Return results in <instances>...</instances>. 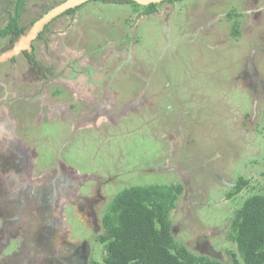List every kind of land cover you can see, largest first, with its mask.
<instances>
[{
  "label": "rangeland",
  "instance_id": "rangeland-1",
  "mask_svg": "<svg viewBox=\"0 0 264 264\" xmlns=\"http://www.w3.org/2000/svg\"><path fill=\"white\" fill-rule=\"evenodd\" d=\"M17 1L0 0V29L4 27L7 14L14 13ZM63 1L24 0L18 23L27 26L44 11ZM249 1L175 0L169 3L170 0H162L157 3L156 13L149 17L140 15L138 9L135 10L127 4L88 0L78 6L74 15L57 16L49 20L44 28L47 31L52 30V34L45 33V36L49 37L45 51L49 54L52 52L48 51H55V45L59 51L57 41L67 34L65 33L67 28L71 27L70 31L74 34L75 24L80 30L83 27L86 31V34L84 31L81 34L83 37L79 38L81 42L78 43V47L75 45L69 46L66 50L60 49L62 53L65 52L61 56L64 65L67 61V64H70L75 60L73 56L81 53L83 49L87 57L90 54L94 57L99 51L98 47L105 41H110L107 56L112 61L120 58L113 55V52H117V48L114 47L119 45L120 50L125 48V42L128 43L132 39H135L134 42L138 41L133 47L134 56L131 62L136 72L139 71L136 54L143 57L147 56L146 54L153 56L146 69V71L152 69L150 74L152 87L149 86L146 96L151 95L150 100L155 103L154 108L150 113H144L141 119L132 115L130 123L121 120L120 131L110 126L106 133L103 130L94 132L93 140L85 144L81 142L83 141L81 138L73 139L83 144L78 148H85L83 156H87L90 161L86 160L87 163L76 164L73 167L82 171L81 168L85 166L91 171L93 168L99 169V164L109 163L111 169L105 168L106 173L102 172L99 180L109 179L103 183V188L106 189L108 198L112 196L111 199L127 186L155 183H174L183 186L186 183L187 188L181 192L170 215L172 226L177 228L183 225L182 229L179 228L178 233L176 232L177 235L174 234V238L176 242L183 243L195 253L224 262L231 259L229 252H234L238 256L236 245L226 236L236 208L247 196L254 193L264 194V99L257 94L256 110L252 117L253 96L249 93L248 87L243 85L245 79L239 76L241 71L245 70L242 63L246 61L252 45L262 48L258 52H253V65L258 77L264 75V16L260 23H254L253 31L250 33L246 32L249 23L244 14H241L243 23L240 26L238 22L237 32L232 33L231 24L233 12H241L248 6ZM212 12L219 14L220 20L210 30L197 31L196 25L201 26L202 23L208 22ZM164 14L169 19H175L179 31L184 28L182 42L177 45L175 41L180 36L179 32L178 37L174 34L173 38L166 42L159 30L158 21L161 22L165 18ZM92 29L95 31L92 32ZM104 29L108 31V38L102 40L100 35ZM128 31L132 32L131 36H128ZM195 33L198 37L192 40ZM258 33L260 38L257 36ZM90 35L98 37L96 41L99 43L95 41L91 43ZM1 41L0 50L5 48L3 46L5 39ZM119 42L123 44H117ZM89 45L95 47L96 53L94 51L88 54L89 50L86 47ZM98 54L101 55L97 53L96 56ZM115 85L116 83H113L112 87ZM123 87L119 84L116 86L122 99L128 93L126 87L125 89ZM169 98L177 100L174 104L178 101L181 103L173 112L183 111L190 114L187 123L183 122L190 129L189 140L182 138L180 134L174 138L176 140H172L168 135L169 130L161 124L162 120L166 119L162 116L164 112L169 111L171 116L175 115L168 108L172 104ZM27 103L17 101L13 106L24 107L28 105ZM131 103L135 102L130 99L126 102L127 105ZM190 119L191 123L188 122ZM99 121V126L104 129L106 122L102 118ZM182 126L184 127L183 124ZM92 133L88 132L90 135ZM182 140L184 141L180 146ZM48 156L47 150H44L42 158ZM169 157L174 158L169 161ZM177 159L185 161L188 159V162L179 163ZM197 166L202 168L203 172L197 171ZM211 168L216 170V173L223 174L229 183H236L241 177L247 180V185L242 186L236 195L227 198L226 193L233 187L212 177L209 172ZM175 171L179 173L180 181L176 180L178 177ZM86 176L88 177L80 180L75 187L73 193L75 198L84 193L83 187L86 190L90 188L89 185L94 184L92 174ZM188 185L192 187L193 193ZM191 196L199 202L193 205L191 202L188 203ZM205 196L209 201L204 205ZM69 204H75V200ZM186 208L188 211L184 213L183 209ZM65 211L69 212L67 209ZM190 219L193 222L191 225ZM75 222L76 220L73 223L64 221L63 233L69 241L76 240L80 234L83 236L84 233H88L87 229L81 231L82 225ZM218 224V235L203 241L202 233L207 227ZM90 243L93 244V241ZM90 254L99 259L103 251L95 245L91 247Z\"/></svg>",
  "mask_w": 264,
  "mask_h": 264
},
{
  "label": "flooded vegetation",
  "instance_id": "flooded-vegetation-1",
  "mask_svg": "<svg viewBox=\"0 0 264 264\" xmlns=\"http://www.w3.org/2000/svg\"><path fill=\"white\" fill-rule=\"evenodd\" d=\"M171 1L174 2L175 0ZM171 1L169 3H172ZM23 2L24 0L22 6ZM56 6H52L51 9ZM49 10L44 11L42 15L31 22L34 21V24ZM76 10L72 13H65L66 10H64L52 19L62 14H67L64 16L74 15ZM234 12L231 16L232 26L234 22H239L241 26L243 23L241 14H244L249 23L246 32L250 33L253 31L254 23H260L262 16H264V0H250L248 6L241 12ZM154 13L156 11L149 14V17H152ZM7 15L4 27L0 29V42L5 39V43L3 42L5 48L2 46L4 49L0 50L1 53L8 50L6 48L14 36L12 31L9 33L4 32L14 13ZM210 16L208 22L202 23L201 26L196 25L197 31L200 29L210 30L220 20L219 14L212 12ZM19 18L20 15L18 20ZM158 23L159 30L166 42H169L174 34L177 36L178 32L180 36H177L178 39L175 41V45L182 42L181 37L185 34V31L183 27L182 30H178L175 19H169L165 15V18L161 22L158 21ZM29 24L27 25L29 27H27L18 23V26L26 27V30L17 36L10 48L23 35L28 34L33 25ZM73 26L75 35L69 27L65 30L67 34L57 41L59 42V51L57 45H55V51H48L52 53L49 54L45 51L49 43V37L45 36V33L52 34V30L47 31L44 29L46 27L45 23L18 53L0 62V264L101 263L100 258L95 259L91 256L90 250L92 246H101L100 236L108 235V231L103 227L102 215L112 200V196L108 198L106 189L103 188V183L109 179L104 181L100 179V181L99 178L102 172L106 173V169H111V167L108 166L109 163H102L99 164V169L93 168L91 171L85 166L81 168L82 171L74 168L73 165L87 163L88 158L85 155L83 156L85 148H78L83 144L73 139L81 138L83 140L81 142L85 144L93 140L94 132H102L103 130L106 133L110 126L120 131L121 120L130 123L132 115L141 119L144 113H150L155 106L152 99L150 100L151 95L146 96L147 89L152 87L150 86L152 69L150 68L149 71H146V69L149 67V61L153 56L146 54L147 56L143 57L136 54V64L139 67L137 72L131 65L134 56L133 47L138 43L137 40V42H134L135 39L129 40L128 43L125 42V48L120 50H118L119 45H114L117 52H113V55L120 56L118 60L112 61L109 59L107 52L110 51L111 44L108 45L110 41H105L102 46L98 47L99 51L97 53L101 55L96 56L95 47L89 45L86 47L89 50L88 54L95 51L96 55L94 57L91 54L87 57L83 49L81 53L73 56L75 60L70 64H67V61L64 65L61 56L65 52L62 53L60 49L66 50L69 46L74 47L75 45L78 47V43L81 42L79 38L83 37L81 34H83L84 28L82 27L80 30L78 25L74 24ZM53 31L55 30L53 29ZM91 31L95 30L92 29ZM107 32V29L101 31L100 38L102 40L108 38ZM84 33L86 34V31ZM131 35L132 32L128 31V36ZM196 35L197 33L192 37V40L198 37ZM257 36L260 38L259 33ZM97 39L98 37L90 35L91 43L94 41L99 43L96 41ZM117 44L121 45L123 42ZM261 49L258 45H252L249 55L252 51L258 52ZM246 61L242 63L244 67ZM113 83H116L115 87H112ZM248 83L249 81L245 79L243 85L248 87ZM118 84L120 87L124 86L123 89L126 87V91H128L126 96L129 95L127 98L125 95L123 99L119 96V91L116 89ZM248 89L251 93L249 87ZM257 94L264 99V75H260L256 81L258 100ZM129 99L135 103L127 105L126 102ZM175 100L171 98L172 104L168 107L171 113L175 115L171 116L168 109V112L162 114L166 119L162 120L161 124L169 130L170 134L168 135L172 140L175 137L177 138L179 134L182 138L189 140L191 138L189 135L190 129L183 122L187 123L190 114L183 111L173 112L175 107L181 106L179 101L174 104ZM17 101L22 104L28 102V105L16 108L13 105ZM255 110L256 105L252 104V117H254ZM130 111L133 112L130 113ZM252 117L250 116V118ZM101 118L107 124L104 125V129L99 126ZM191 121L192 119L188 122L191 123ZM88 132L93 133L90 135ZM183 141L179 143L180 146H182ZM174 145L176 144L174 143ZM87 148L91 149L90 147ZM44 150H47L48 158H42ZM58 157L69 169L84 175L91 173V179L95 180L94 184L89 185L90 188L86 190L85 187L82 188L84 190L82 195L72 199L75 200V204L66 203L59 218L55 212L45 213L44 208L39 203H42V200H38V195L34 194L36 191L33 189L37 182L42 181L51 172ZM173 158L169 157V161ZM177 161L186 163L188 159L186 161L177 159ZM178 164L176 165L178 166ZM201 169L198 166L196 168L197 171L203 172ZM209 172L219 182L232 187L236 184L229 183L222 176L223 174L216 173V170L212 168ZM175 173L178 177L176 180L180 181L179 173L177 171ZM185 188H187L186 183L183 184L182 190ZM188 188L193 193L192 187L188 185ZM204 199V205L208 204V197L205 196ZM190 202L193 205V203L199 201L192 199L191 196V201H188V203ZM187 208L183 209L184 213L186 210L188 211ZM66 209L69 212H66ZM75 220L76 224L82 225L81 231L87 229L88 233H84L83 236L80 234L79 238L74 241L63 239V237L60 239L58 236L59 227L64 225V221L73 223ZM191 224L193 222L190 219ZM182 226L179 225L175 228L171 225V232L177 235L178 229H182ZM218 229L219 224L207 227L202 233L204 236L203 241H208V237H215ZM60 241H63L61 246H59ZM90 241H93V244ZM47 243L49 247L52 245L53 248L57 245L54 256L46 254ZM83 252L86 254H82Z\"/></svg>",
  "mask_w": 264,
  "mask_h": 264
},
{
  "label": "trees",
  "instance_id": "trees-1",
  "mask_svg": "<svg viewBox=\"0 0 264 264\" xmlns=\"http://www.w3.org/2000/svg\"><path fill=\"white\" fill-rule=\"evenodd\" d=\"M22 1L16 3L14 15L5 27V33L12 31L14 34L6 49L26 30L17 22ZM94 1L127 4L138 9L140 15L152 14L157 9V3ZM77 8L78 5L65 13H72ZM237 26L238 23L234 22L233 33L238 31ZM245 185L247 180L239 177L232 190L226 193L227 198L236 195ZM182 191V185L174 183L133 185L118 191L102 215L108 235L100 236L103 251L100 264H264V194H251L236 208L226 236L236 245L238 256L229 252L231 259L224 262L195 253L183 243L176 242L171 232L170 215Z\"/></svg>",
  "mask_w": 264,
  "mask_h": 264
},
{
  "label": "water",
  "instance_id": "water-1",
  "mask_svg": "<svg viewBox=\"0 0 264 264\" xmlns=\"http://www.w3.org/2000/svg\"><path fill=\"white\" fill-rule=\"evenodd\" d=\"M85 1L88 0H66L58 4L56 7L50 9L49 12L45 13L39 20H37L31 26L30 30L28 31V34L23 35L19 39V41L13 45L12 48L6 50L3 53H0V62L18 53L23 46H25L30 42V40L34 37V35H36L37 31L41 27H43L45 23L51 20L54 16H56L57 14H59L64 10L80 5ZM133 1L145 5L149 3H158L162 0H133ZM239 76L249 81L248 87L251 90L253 96V105L255 106L257 100L256 81L258 79V74L255 69V66L253 65V51L247 58L245 70L242 71ZM87 177L88 176L84 174L78 175V173L75 170L69 169V167L65 165L64 162H62L58 157L56 165L52 168L51 172L47 174V176L43 178L42 181L37 182V185L34 186L33 189L36 191L34 194L39 196V197L37 196L39 201L40 199L42 200V203L41 202L39 203L42 206V208H44L45 213H48L50 211L55 212L56 216L59 218V216H61V210L64 208L66 203L71 202L72 199L74 198L73 193L79 181ZM63 228H64L63 226H60L58 229L59 231L58 236L60 239L62 237L63 239L66 238L65 234L63 233L64 232ZM62 243L63 241H60L59 246H61ZM46 247H47L46 254H51L52 256H54L57 245L53 248L52 245L49 247L47 243ZM82 254H86V253L83 252Z\"/></svg>",
  "mask_w": 264,
  "mask_h": 264
},
{
  "label": "clouds",
  "instance_id": "clouds-1",
  "mask_svg": "<svg viewBox=\"0 0 264 264\" xmlns=\"http://www.w3.org/2000/svg\"><path fill=\"white\" fill-rule=\"evenodd\" d=\"M86 2V1H85ZM79 6V5H78ZM74 8V7H73ZM230 14H232V13H230ZM171 224H172V222H171ZM174 235V234H173Z\"/></svg>",
  "mask_w": 264,
  "mask_h": 264
},
{
  "label": "bare ground",
  "instance_id": "bare-ground-1",
  "mask_svg": "<svg viewBox=\"0 0 264 264\" xmlns=\"http://www.w3.org/2000/svg\"><path fill=\"white\" fill-rule=\"evenodd\" d=\"M5 173H7V172H5Z\"/></svg>",
  "mask_w": 264,
  "mask_h": 264
}]
</instances>
